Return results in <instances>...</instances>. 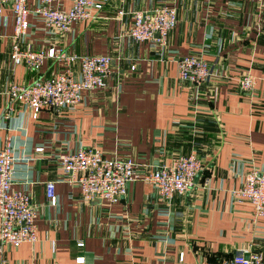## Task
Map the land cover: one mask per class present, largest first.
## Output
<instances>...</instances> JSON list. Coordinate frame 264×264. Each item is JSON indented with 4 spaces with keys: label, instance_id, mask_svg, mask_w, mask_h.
Here are the masks:
<instances>
[{
    "label": "crops",
    "instance_id": "crops-1",
    "mask_svg": "<svg viewBox=\"0 0 264 264\" xmlns=\"http://www.w3.org/2000/svg\"><path fill=\"white\" fill-rule=\"evenodd\" d=\"M72 2L56 0L51 6L67 10ZM162 4L175 5L178 15L164 50L153 40L137 42L127 35L133 12ZM35 5L29 1L31 9ZM28 21L22 48L108 54L111 71L107 88L85 92L73 109H42L33 119L16 102L5 118L9 81L30 84L52 76L64 63L46 59L36 72L13 65L11 7L0 14V146L12 136L14 153L22 158L12 186L30 193L38 235L34 243L6 245L0 259L10 264H198L235 251L264 255V215L254 219L251 202L234 194L247 171L264 170V0H108L96 18L73 23L67 34L51 31L33 12ZM186 54L201 55L211 69L194 108L192 85L179 78L176 64ZM246 73L255 83L243 91L238 81ZM38 146L41 154L34 150ZM79 147L129 156L140 174L189 153L204 165L195 185L170 201L139 178L115 203L87 201L55 160ZM49 179L56 180L55 205L45 194ZM78 255L84 262L76 261Z\"/></svg>",
    "mask_w": 264,
    "mask_h": 264
},
{
    "label": "built area",
    "instance_id": "built-area-1",
    "mask_svg": "<svg viewBox=\"0 0 264 264\" xmlns=\"http://www.w3.org/2000/svg\"><path fill=\"white\" fill-rule=\"evenodd\" d=\"M30 0H0V14L10 6L14 24V42L11 44L10 60L13 65H24L32 71H38L46 59L63 62L64 67L56 70L50 77H40L30 84L9 81L5 86L8 106L4 110L7 118L19 102L37 119L42 109H73L84 101V93L104 90L106 79L111 71L112 57L108 54H70L60 47L47 50L22 48L21 38L26 34L28 15L35 13L51 31L67 34L73 23L84 22L97 17L108 0H73L69 9L52 7V1L35 0L34 8L29 7ZM204 4L212 0H201ZM119 14H123L119 11ZM133 22L127 35L137 42L153 40L165 49L169 32L175 27L178 15L175 5L162 4L151 10H138L132 13ZM179 78L192 85L194 108L196 95L211 76L208 62L198 54H186L176 58ZM134 65L131 69L134 70ZM255 79L248 73L238 81L243 91L250 90ZM179 125L178 121L173 122ZM36 154L43 147L35 149ZM22 158L14 153L12 136H7L0 146V253L6 245L19 246L23 242L34 243L37 238V209L31 195L23 189L13 188L15 166ZM56 165L69 184H77L84 200L100 198L108 203L120 200L128 190V184L142 179L152 184L159 196L170 201L174 194L188 192L196 182L203 168V161L194 153L176 155L168 164L152 165L147 171L138 173V164L129 156H106L100 150L91 147H79L60 153ZM208 180L205 178L204 182ZM55 179L45 183V194L51 205L57 202ZM236 198H245L252 204V216L264 215V170L251 169L243 175L242 183L234 190ZM83 245V239L77 240ZM183 252L179 259L182 260ZM78 263L84 262V256L76 257ZM0 264H10L6 258ZM198 264H264V255L252 250L246 257L244 252L235 251L218 256L215 260L202 258Z\"/></svg>",
    "mask_w": 264,
    "mask_h": 264
},
{
    "label": "water",
    "instance_id": "water-1",
    "mask_svg": "<svg viewBox=\"0 0 264 264\" xmlns=\"http://www.w3.org/2000/svg\"><path fill=\"white\" fill-rule=\"evenodd\" d=\"M94 199H96V200H101L100 198H94ZM246 257L249 255V252H245V254H244Z\"/></svg>",
    "mask_w": 264,
    "mask_h": 264
},
{
    "label": "trees",
    "instance_id": "trees-1",
    "mask_svg": "<svg viewBox=\"0 0 264 264\" xmlns=\"http://www.w3.org/2000/svg\"><path fill=\"white\" fill-rule=\"evenodd\" d=\"M210 259L215 260L216 258H210Z\"/></svg>",
    "mask_w": 264,
    "mask_h": 264
}]
</instances>
